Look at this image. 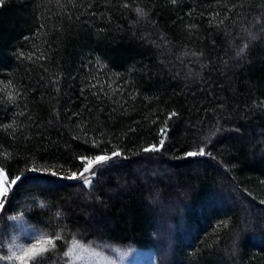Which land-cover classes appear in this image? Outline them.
I'll return each instance as SVG.
<instances>
[{"label": "trees", "instance_id": "1", "mask_svg": "<svg viewBox=\"0 0 264 264\" xmlns=\"http://www.w3.org/2000/svg\"><path fill=\"white\" fill-rule=\"evenodd\" d=\"M217 121L241 132L184 158ZM0 125L12 168L74 171L85 139L124 152L90 190L29 172L18 206L50 201L45 217L156 264H264V0H2Z\"/></svg>", "mask_w": 264, "mask_h": 264}, {"label": "snow or ice", "instance_id": "2", "mask_svg": "<svg viewBox=\"0 0 264 264\" xmlns=\"http://www.w3.org/2000/svg\"><path fill=\"white\" fill-rule=\"evenodd\" d=\"M173 5L177 4V0H171ZM2 5V0H0ZM123 8H130L127 2L122 5ZM134 11L139 17H146L148 12L145 7L136 6ZM255 38V37H254ZM248 47L247 44L241 48L237 55H240ZM21 93L7 92L6 99L8 102L15 104ZM59 115V113H57ZM178 116L175 111L168 113V118ZM14 123V122H13ZM12 125H0L5 131ZM170 131L168 125L165 124L159 129L161 139L159 143H150L146 147L141 148L144 153H159L167 139V133ZM235 132L240 133L241 128H227L224 124L217 121L216 125L209 130V133L202 140L194 141L189 144L188 148L183 152L184 158L210 157L215 159L213 152L210 150L215 143H221L223 133ZM15 135L12 139L15 140ZM80 139V137H76ZM85 144L90 143V148L75 156V160L79 163L76 170L58 171L53 166L38 165L34 160L28 159L23 169L12 168L8 161L12 159L11 153H5V160L0 161V264H87L92 257L100 255L99 249L112 250L120 254L123 259L127 255L102 237L86 240L83 238L84 233L80 228L73 230L64 222L65 216L61 211H55L51 216L45 217V213L51 211L52 205L50 201L44 199L33 198V205L18 206L16 202V193L20 186L30 179L28 173H43L47 176L61 177L67 180H79L82 186L89 190L93 187V181L98 173L105 169L106 166H112L116 158H124V152L120 147H114L112 150L105 152L101 148V143L92 139H85ZM100 149V152H95ZM225 167H227L225 165ZM235 167V165H233ZM64 166L60 165V169ZM99 199V197H97ZM264 204V200L260 201ZM38 209V211L36 210ZM12 213V214H10ZM36 221V223H33ZM44 223V227H41ZM248 225H246L247 227ZM87 231V230H85ZM28 237V243L17 244L15 242L19 237ZM240 232L236 233V241H239ZM131 251V249H129ZM111 264H116L113 260Z\"/></svg>", "mask_w": 264, "mask_h": 264}, {"label": "rangeland", "instance_id": "3", "mask_svg": "<svg viewBox=\"0 0 264 264\" xmlns=\"http://www.w3.org/2000/svg\"><path fill=\"white\" fill-rule=\"evenodd\" d=\"M17 244L28 243V237L21 236L15 240ZM121 252L127 253L123 259L120 258L119 253L112 250L99 249L100 255L91 258L87 264H111L113 260L116 264H156L155 253L150 249L138 248H120ZM131 249V251H129Z\"/></svg>", "mask_w": 264, "mask_h": 264}]
</instances>
